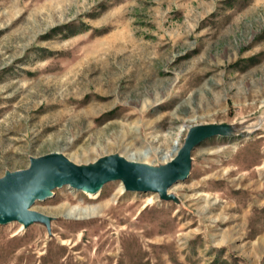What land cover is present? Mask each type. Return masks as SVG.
Here are the masks:
<instances>
[{"label":"rangeland","instance_id":"rangeland-1","mask_svg":"<svg viewBox=\"0 0 264 264\" xmlns=\"http://www.w3.org/2000/svg\"><path fill=\"white\" fill-rule=\"evenodd\" d=\"M195 140L164 195L50 189L0 264H264V0H0V178Z\"/></svg>","mask_w":264,"mask_h":264},{"label":"water","instance_id":"water-1","mask_svg":"<svg viewBox=\"0 0 264 264\" xmlns=\"http://www.w3.org/2000/svg\"><path fill=\"white\" fill-rule=\"evenodd\" d=\"M185 146L168 163L149 167L130 164L117 156H105L81 167L69 162L60 154H49L30 160L25 170L7 173L0 178V224L16 220L23 226L36 218L39 213L29 210L34 200L43 199L50 189L63 184L71 188L96 192L110 180H119L125 190H161L181 180L187 173L188 149Z\"/></svg>","mask_w":264,"mask_h":264},{"label":"bare ground","instance_id":"bare-ground-1","mask_svg":"<svg viewBox=\"0 0 264 264\" xmlns=\"http://www.w3.org/2000/svg\"><path fill=\"white\" fill-rule=\"evenodd\" d=\"M67 5V1L65 2H63L62 4H60V5H58V8H49V12H56L57 10H60V9H62L63 7H65ZM60 6V7H59ZM65 9V8H64ZM55 10V11H54ZM173 152V150H171L169 153H170V156H171V153ZM168 157V156H167ZM164 158H166V156H164Z\"/></svg>","mask_w":264,"mask_h":264}]
</instances>
